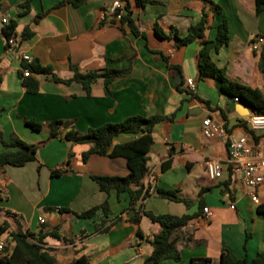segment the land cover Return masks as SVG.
<instances>
[{
  "label": "crops",
  "instance_id": "0c3cea01",
  "mask_svg": "<svg viewBox=\"0 0 264 264\" xmlns=\"http://www.w3.org/2000/svg\"><path fill=\"white\" fill-rule=\"evenodd\" d=\"M23 1L0 0V29L4 16L16 22L17 35L27 26L33 34L20 43L19 49L31 60L51 65L63 79L72 76L70 65L80 71L128 66L130 71L111 81L107 94L101 80L86 95L77 82L64 85L43 77H37L38 92L27 93L18 75L19 53L5 50L0 32V130L4 140L9 141L10 133H14L28 144L38 143L48 136L47 123L56 120L65 123L63 132L70 126L85 132L133 115L170 117L153 129L148 171L141 184L146 187L154 182L155 189L175 190L190 204L161 198L154 189L131 208L127 192H104L91 178L126 176L123 157L93 154L83 162L81 154L88 145L50 139L37 149L36 160L23 166L5 165L0 173V225L7 223L0 234L4 244L0 257L12 251L10 233L20 228L35 234L57 233L56 237L43 238V246L55 257L54 264H69L81 256L89 264H144L153 249L151 239L160 227L142 212H138V223L130 220L137 211L191 215L188 223L173 234L180 259H164L159 264H217L222 250L233 260H250L263 252L264 215L257 207L264 202V184L255 189L257 202H253L249 189L231 174L226 145L216 138L203 137L201 127L206 117L219 121L229 134L247 137L263 155L264 130L247 132L244 121L252 114L250 109L230 107L211 78L199 79L198 40L178 45L155 31L157 28L168 35L174 29L184 37L188 27L201 19L204 6L209 27L204 36L212 39L215 25L222 19L229 32L228 43L211 51V59L231 80L264 93V75L258 68L259 53L264 50V11L255 13L254 0H207L221 7L218 15H213L203 0H145L142 6L135 0H120L124 13L128 5L141 36H135L113 17L115 0H86L79 7L57 6L62 0H29L30 11L19 16ZM36 14L42 16L34 21ZM259 37L262 41L253 49L252 42ZM188 79L194 82L193 91L187 87ZM25 120L43 126L32 130ZM133 138L131 134H119L113 144ZM3 150L0 144V153ZM206 159L221 163L220 178L208 177L203 165ZM168 160L169 166L161 169ZM53 170L61 173L54 176ZM137 188L131 186L132 190ZM104 202L106 209L100 207ZM95 206L98 208L90 217L76 215ZM204 207L208 217L202 211ZM38 217L44 222L39 223Z\"/></svg>",
  "mask_w": 264,
  "mask_h": 264
},
{
  "label": "trees",
  "instance_id": "16d2710c",
  "mask_svg": "<svg viewBox=\"0 0 264 264\" xmlns=\"http://www.w3.org/2000/svg\"><path fill=\"white\" fill-rule=\"evenodd\" d=\"M86 0H62L57 3V6L63 4H69L72 7H79L85 3ZM126 1V0H121ZM204 4H207L213 15H218L221 12V7L210 1L203 0ZM145 0H135V4L142 6ZM21 11L18 12L19 16L25 15L30 11V1L25 0L20 4ZM125 13L121 12L120 18L117 22L122 25L125 24L129 30L135 36H141L138 29L134 24V20L131 17V12L128 9V5L124 7ZM254 10L258 15L264 11V0H254ZM115 18V15L112 14ZM42 14H36L34 21L40 18ZM116 19V18H115ZM114 22V20H111ZM207 10L203 6L201 19L194 25H190L187 30V34L184 37H179L174 29H171L169 34L166 35L161 30L155 28V31L160 37H170L176 41L178 45L186 44L192 41H199V48L197 51V71L199 79L211 78L219 93L224 94L226 98L231 102H241L248 106L250 111L254 114L264 115V93H261L255 88L245 86L239 82L231 80L224 68H221L215 64L211 59V51H217L222 46L226 45L229 41L228 26L225 19H222L215 25L216 34L210 39L204 36V32L207 27ZM17 24L13 20H9L6 24H3L0 32L6 44L7 39L14 35L16 36L18 43L29 39L33 32L29 30L27 26L23 28L20 35L16 32ZM157 27V26H155ZM20 68L18 75L21 78L22 85L27 93H37L39 90V79L37 77H43L44 79L51 80L55 83L69 84L70 82L79 83L85 94L91 93L92 86L101 80L104 93H108V84L111 83L116 77L123 76L129 73L130 66L125 69L105 68L99 71H80L75 65H70L72 76L67 79L60 78L54 71L51 65H43L38 60H31L29 63L20 60ZM112 62L118 60H109ZM258 68L264 75V50H261L258 57ZM27 71V74L25 73ZM178 88V87H177ZM199 102L208 104L206 100L192 95ZM170 117L162 115L141 116L133 115L126 117L117 123H105L98 127L88 128L85 132H78L72 126L66 131H62L61 128L65 127V123L56 120L47 123L48 136L45 140H42L35 144H28L21 140L14 133H10L9 141H5L2 131L0 130V144L4 147V150L0 153V173L3 171L5 165L11 166H23L29 161L36 160L37 149L49 141L50 139H62L74 144H86L88 149L81 154V159L85 162L90 155H100L114 157H123L128 168L126 176H91L99 188L108 192L110 189H115L117 193L127 192L130 198V207L134 206L140 200L146 198L149 194V187H144L141 184V180L147 173V153L153 142L152 132L156 124L163 121H169ZM25 125L32 130H41L40 123H35L31 120H25ZM245 130L252 134V130L245 126ZM119 134H131L134 136L132 140L122 144H113L114 138ZM170 160L166 161L161 169H165L169 166ZM61 172L57 170L51 171V174L58 176ZM138 186L137 189L132 190L131 186ZM161 198L174 201L183 202L186 206L190 203L186 199L177 196L175 190L155 189L153 191ZM103 209H106V202L100 205ZM98 206L92 207L84 212L77 213L78 217H90L94 214ZM60 211L67 210L66 208L59 209ZM259 213L264 215V202L257 207ZM142 212L152 222L159 224V231L153 235L151 239L152 252L144 260V264H159L164 259H173L178 261L180 256L175 248V241L173 234L185 226L191 219V215H173L169 213L153 214L151 212L137 211L130 218L135 223L139 221V213ZM7 228V223L0 225V234H2ZM104 230V229H103ZM138 234H140L138 232ZM13 243V249L10 253L0 257V264H54L55 257L50 253V249L43 246V238L46 236H58L55 231L50 232H38L37 234L29 231H23L18 228L16 232L10 233ZM69 264H89L86 257L81 256L72 260ZM217 264H264V251L258 252L252 259L248 260L242 258L239 260H233L227 251L222 250L219 255Z\"/></svg>",
  "mask_w": 264,
  "mask_h": 264
},
{
  "label": "built area",
  "instance_id": "2783aa9c",
  "mask_svg": "<svg viewBox=\"0 0 264 264\" xmlns=\"http://www.w3.org/2000/svg\"><path fill=\"white\" fill-rule=\"evenodd\" d=\"M111 12L115 15L116 19L120 18L122 12V3L120 0H115L111 6ZM8 22L7 17L1 18V23L6 24ZM262 38H257L252 42L253 49L256 48L257 43L261 42ZM20 44L16 36L12 35L7 39L5 44V50L7 52L19 53L20 60L30 62L31 58L26 53L20 51ZM27 74V71H25ZM189 90L193 91L195 88L194 82L191 79L186 81ZM246 125L251 130H264V115L250 114L245 118ZM201 133L203 137L207 139L216 138L223 142L227 148V164L231 169L233 176L239 177L243 186L249 189V196L253 202H257V196L255 189L264 184V155L262 150L255 148L251 144L247 137L239 136L235 137L229 134L223 127V125L210 117H206L202 120ZM205 171L209 178L218 179L222 174V165L219 161L213 159H206L203 162ZM155 183L149 184V192L155 189ZM144 199L140 200L143 201ZM230 208H233L232 203L229 204ZM205 217L209 216L207 207L202 209ZM39 223H43L42 217L37 218ZM4 244L0 241V252L3 250Z\"/></svg>",
  "mask_w": 264,
  "mask_h": 264
},
{
  "label": "water",
  "instance_id": "95a60500",
  "mask_svg": "<svg viewBox=\"0 0 264 264\" xmlns=\"http://www.w3.org/2000/svg\"><path fill=\"white\" fill-rule=\"evenodd\" d=\"M229 106L234 107L236 109L242 108L244 111H246L248 108V106L246 104L241 103V102H240V104H235L234 102L229 101Z\"/></svg>",
  "mask_w": 264,
  "mask_h": 264
}]
</instances>
